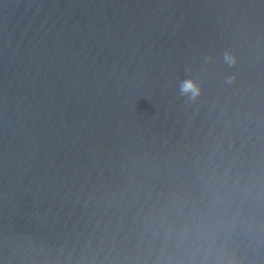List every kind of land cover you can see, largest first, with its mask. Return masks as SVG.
<instances>
[{"label": "water", "instance_id": "obj_1", "mask_svg": "<svg viewBox=\"0 0 264 264\" xmlns=\"http://www.w3.org/2000/svg\"><path fill=\"white\" fill-rule=\"evenodd\" d=\"M0 264H264V0H0Z\"/></svg>", "mask_w": 264, "mask_h": 264}, {"label": "clouds", "instance_id": "obj_2", "mask_svg": "<svg viewBox=\"0 0 264 264\" xmlns=\"http://www.w3.org/2000/svg\"><path fill=\"white\" fill-rule=\"evenodd\" d=\"M225 59L228 60L229 63L235 62L234 57H231L230 55L227 54L225 56ZM181 91L182 93H188L189 91H191L193 98L199 94V88L190 80L183 82Z\"/></svg>", "mask_w": 264, "mask_h": 264}]
</instances>
